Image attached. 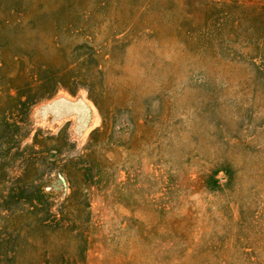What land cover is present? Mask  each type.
Returning <instances> with one entry per match:
<instances>
[{
  "label": "rangeland",
  "instance_id": "rangeland-1",
  "mask_svg": "<svg viewBox=\"0 0 264 264\" xmlns=\"http://www.w3.org/2000/svg\"><path fill=\"white\" fill-rule=\"evenodd\" d=\"M0 264H264V0H0Z\"/></svg>",
  "mask_w": 264,
  "mask_h": 264
}]
</instances>
